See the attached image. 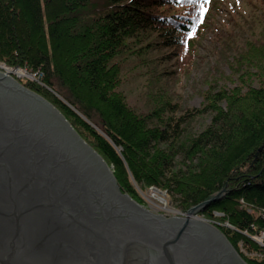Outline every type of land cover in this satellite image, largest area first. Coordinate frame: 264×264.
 Listing matches in <instances>:
<instances>
[{
  "label": "trees",
  "instance_id": "1",
  "mask_svg": "<svg viewBox=\"0 0 264 264\" xmlns=\"http://www.w3.org/2000/svg\"><path fill=\"white\" fill-rule=\"evenodd\" d=\"M217 6L218 0H0V60L42 73L39 83L25 85L116 168L124 191L134 195L132 178L166 190L185 211L220 194L200 214L249 264H264V80L253 84L254 76L264 77V33L239 45L235 32L218 31L219 50L233 51L226 59L238 84L210 83L202 106L180 117L166 94L140 114L119 90L126 54L170 48L179 64L193 62ZM207 113L210 124L191 132V121ZM241 247L254 255L245 257Z\"/></svg>",
  "mask_w": 264,
  "mask_h": 264
},
{
  "label": "water",
  "instance_id": "2",
  "mask_svg": "<svg viewBox=\"0 0 264 264\" xmlns=\"http://www.w3.org/2000/svg\"><path fill=\"white\" fill-rule=\"evenodd\" d=\"M41 95L0 73V264H249L215 223L155 214Z\"/></svg>",
  "mask_w": 264,
  "mask_h": 264
},
{
  "label": "rangeland",
  "instance_id": "3",
  "mask_svg": "<svg viewBox=\"0 0 264 264\" xmlns=\"http://www.w3.org/2000/svg\"><path fill=\"white\" fill-rule=\"evenodd\" d=\"M217 7L219 9L214 12L211 27L196 42L197 48L194 53V60L189 65L179 64L180 56L172 55V58H170L169 56L172 54L170 48H155L145 54L136 52V54L131 53L121 56L124 80L119 90L125 95L127 103L132 108L140 114H147L156 105L157 96L166 94L172 99L173 103L178 105L174 115L180 117L187 111H191L192 108L202 106L204 99L202 93L208 89L210 83L214 85L216 83L220 87L228 89L236 85L238 75L232 73L226 59V57L229 60L232 59L233 51L225 50V54L219 50L217 33L221 29L224 33L235 32L239 45H243L247 40H257L264 33V0H218ZM253 72H256V69H253ZM0 73L8 74L25 88L37 93L28 88L25 83L29 81L28 79L39 83V78L34 75L39 72L10 65L0 60ZM254 77L253 84L258 87L260 79L264 80V77ZM54 96L67 103L59 93L55 92ZM169 114L167 112L165 115ZM211 118L212 115L209 113L203 116L198 115L188 125V129L193 133H199L210 124ZM71 125L73 126L72 123ZM73 128L75 129V126ZM112 169L116 177V168L113 166ZM117 182L120 185L118 179ZM131 182L134 185L135 193L134 195L130 194V196L155 214L163 215L166 218L184 217L191 208L185 211L181 203L176 200V197L166 190L156 186L144 188L132 178ZM218 195L220 194L215 196ZM193 215L194 217L207 219L218 227L215 221L200 214L199 210ZM258 241L260 242V240ZM240 250L245 253L244 255L247 258L254 255V253L245 252L242 247ZM243 259L245 260L244 257Z\"/></svg>",
  "mask_w": 264,
  "mask_h": 264
},
{
  "label": "built area",
  "instance_id": "4",
  "mask_svg": "<svg viewBox=\"0 0 264 264\" xmlns=\"http://www.w3.org/2000/svg\"><path fill=\"white\" fill-rule=\"evenodd\" d=\"M39 72V71H38ZM37 78L40 79V77L42 76V73H38V74H34Z\"/></svg>",
  "mask_w": 264,
  "mask_h": 264
},
{
  "label": "bare ground",
  "instance_id": "5",
  "mask_svg": "<svg viewBox=\"0 0 264 264\" xmlns=\"http://www.w3.org/2000/svg\"><path fill=\"white\" fill-rule=\"evenodd\" d=\"M19 72V71H18ZM17 74V73H16Z\"/></svg>",
  "mask_w": 264,
  "mask_h": 264
}]
</instances>
